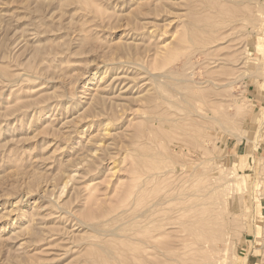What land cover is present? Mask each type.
<instances>
[{
  "label": "rangeland",
  "instance_id": "374dc122",
  "mask_svg": "<svg viewBox=\"0 0 264 264\" xmlns=\"http://www.w3.org/2000/svg\"><path fill=\"white\" fill-rule=\"evenodd\" d=\"M139 256L264 264V0H0V264Z\"/></svg>",
  "mask_w": 264,
  "mask_h": 264
},
{
  "label": "bare ground",
  "instance_id": "6f19581e",
  "mask_svg": "<svg viewBox=\"0 0 264 264\" xmlns=\"http://www.w3.org/2000/svg\"><path fill=\"white\" fill-rule=\"evenodd\" d=\"M153 212V211H152ZM146 214V213H145ZM142 216H145L144 214L143 215H141V217ZM146 217V216H145ZM147 218V217H146ZM195 218V217H194ZM204 222V221H203ZM191 230V229H190ZM194 230V229H193ZM193 230H192V232H193ZM197 232V231H196ZM199 232V231H198ZM163 234V233H162ZM161 234V235H162ZM199 234V233H198ZM201 234V233H200ZM210 237V236H209ZM199 238V237H198ZM155 238H151V237H148V241H147V243H146V246L143 248L144 249V251H147L148 250V248H152L153 246H154V244L156 243L155 241H153ZM208 239V238H207ZM157 240V239H156ZM182 242L184 241V239L183 240H181ZM194 241H196V240H194ZM201 241V240H200ZM199 241V242H200ZM203 241V240H202ZM154 242V243H153ZM184 243H185V241H184ZM157 245V244H156ZM155 245V247L157 248V246H159V244L156 246ZM181 245H184L185 246V244H181ZM190 245V244H189ZM170 246H172V245H170ZM161 247V246H160ZM175 247V246H174ZM179 247H180V245H179ZM198 247H199V245H198ZM164 248H165V246H164ZM176 248V247H175ZM153 249V248H152ZM161 249V248H160ZM173 249V248H172ZM158 250V249H157ZM166 251V250H165ZM168 251H169V249H168ZM149 254V256L151 257L152 256V254L151 253H148ZM160 254V253H159ZM166 255V254H165ZM149 256L148 257H146L145 259H144V257H141V256H139V258H137V264H151L150 262H152V260L150 261V259H149ZM156 256V255H155ZM167 256V255H166ZM134 258V257H133ZM157 258V257H156ZM158 258H160V257H158ZM134 260H135V258H134ZM179 260V259H178ZM134 262V261H133ZM162 262V261H161ZM153 263V262H152ZM191 264V263H190ZM195 264V263H194Z\"/></svg>",
  "mask_w": 264,
  "mask_h": 264
}]
</instances>
